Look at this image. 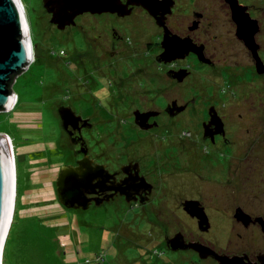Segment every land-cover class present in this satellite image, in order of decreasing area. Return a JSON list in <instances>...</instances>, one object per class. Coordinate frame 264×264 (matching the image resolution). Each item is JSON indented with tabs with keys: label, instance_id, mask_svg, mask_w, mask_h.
Returning <instances> with one entry per match:
<instances>
[{
	"label": "rangeland",
	"instance_id": "374dc122",
	"mask_svg": "<svg viewBox=\"0 0 264 264\" xmlns=\"http://www.w3.org/2000/svg\"><path fill=\"white\" fill-rule=\"evenodd\" d=\"M20 2L32 40L33 57L14 83V91L19 97L18 105L0 111V135L11 138L13 146L10 148L15 147L17 162L14 219L6 238L3 264H30L28 249H24L30 239L27 241L24 238L33 235L30 228L37 222L53 229L55 238L51 241V247L43 245V250L51 249L50 258H36L31 264H136L135 260H128L138 249L132 247L137 246L140 238L141 243L148 245L146 237L151 230L148 215L141 207L116 200L101 206L92 205L87 210L70 209L58 199L56 181L64 164L61 161L70 155V149L64 147L58 157L52 158L48 155V158L45 157L43 152L45 141L56 139L60 129L56 109L58 102L71 103L80 114L92 118L96 124L94 135H107L102 143L107 150H115L109 154L111 165H114L116 155L122 153L119 149L123 136L139 135L132 124L134 110L131 105L135 108L145 103L162 107L166 104V97H177L181 101L183 97H189L193 102L175 120V124L170 125L171 118L168 116L159 118L161 124L166 125L157 131V142H162L167 148V141L171 142L175 135H180V140L195 141L200 152L228 151L236 146L231 133L229 144L225 143L222 149L212 150L208 144L198 140L202 130L200 124L208 116L207 106L226 103L229 97L234 99L236 91L240 94L237 103L246 104L245 108L249 106L252 109L245 117L252 130L249 135L264 136V75H258V70L253 68L246 50L236 37L235 29L223 13L217 15L212 33L219 35L215 42L217 48L228 50L233 54L231 59L236 60L235 79L229 80L228 76L218 84L221 74H205L207 70L194 68L191 73V76L195 75L194 78L190 76L183 84L174 87L164 76L168 66L159 65L154 59L157 48L151 46L160 34L149 16L134 14L117 18L109 13H89L76 19L77 26L61 31L51 24V16L45 11L43 0ZM257 4L253 15L262 20L257 41L262 44L264 54V0H257ZM181 13V17L186 16L185 11ZM110 26L124 37L125 47L122 46L116 65L110 62L107 65L106 59L97 64L87 55L80 54L96 46V51L102 55L98 42L102 38L107 40V36L113 37ZM190 61L195 66L194 59ZM224 74L227 76L228 72ZM118 78L121 86L126 82V92L132 83L138 86V91L131 90L125 94L117 85ZM159 82L161 88L168 90L165 94L158 93L160 90L155 85ZM120 90L124 95L118 92ZM237 110L242 112L241 108ZM65 143L68 144L66 140ZM148 144L150 142L134 148L133 155L141 153L143 146ZM151 148H155L154 143L149 145ZM212 173L215 171L203 175ZM170 183V186L167 184L168 188L174 196L177 195L175 197L202 193L206 187L202 180L194 181L191 173L179 174L175 179H170Z\"/></svg>",
	"mask_w": 264,
	"mask_h": 264
},
{
	"label": "flooded vegetation",
	"instance_id": "af4514ba",
	"mask_svg": "<svg viewBox=\"0 0 264 264\" xmlns=\"http://www.w3.org/2000/svg\"><path fill=\"white\" fill-rule=\"evenodd\" d=\"M122 1L126 3L128 0ZM155 1V16L140 5H129L127 10L129 11L130 8L131 11L126 15H120L117 12L103 13L113 14L117 18H126L134 14L149 16L160 34L158 40L151 46L157 48L154 59L159 65L168 66L164 76L174 87L177 84H183L188 78H194L195 75L191 76L194 68L207 70L205 74L212 72L221 74L218 84L220 81L224 82V78L228 76L229 80L235 79L236 60L231 59L233 54L228 50L217 48L218 44L215 42L219 35L212 33L216 26L217 15L220 13L226 16V20L235 29L238 41L246 50L253 68L257 69L252 50L237 35L238 25L233 19L232 6L228 0H166L162 4L163 0ZM233 2L239 11L248 13L250 18L257 22L260 30L262 20L259 16L253 15L258 5L257 0H233ZM170 4H172L171 7ZM43 7L47 14L52 16L44 3ZM183 11H185V17L179 15ZM89 13L99 14L85 12L78 15L76 19ZM51 24L58 28L56 24ZM77 25V23L68 25L61 31ZM109 28L113 32L111 33L113 37L107 36V40L102 38L98 42L102 47V55L98 54L96 46L80 54L87 55L95 63L106 59L107 65L109 62L112 63L111 65H116L121 57L124 37L115 27L110 26ZM167 31L182 39H189L192 45L196 44L197 51H192L186 57L177 58L171 62L159 61V56L164 52L163 44L167 43V39L164 38ZM258 34H256V43L259 44L258 53L264 68L263 47L257 41ZM197 52L204 55L205 62L200 61V54ZM172 54L174 52L169 51L166 57L169 58L173 56ZM108 55L110 57L107 58ZM191 58L194 59L195 66L190 61ZM24 71L16 74L12 79L10 88L13 92V99L9 109L18 105L19 97L14 91V83ZM224 72H228V75L225 76ZM184 73L185 77L180 81L178 78ZM257 74L264 75V71ZM116 82L120 88V78ZM125 85L126 82H123L122 91ZM155 86L160 90L159 94H165L168 91L160 87L162 86L160 82ZM137 87L132 83L127 91H138ZM239 97L240 94L235 91L234 99L229 97L226 103L219 102L216 105L212 103L207 106L208 116L200 124L202 130L198 139L208 144L212 150L222 149L221 146L225 143L229 144L228 138L231 133L232 136L234 135L236 144L233 150L200 152L195 141L191 143L193 140L190 142H187L188 139L180 140V135H175L171 142L167 141V148L162 142H157L159 141L157 131L166 125L161 124L159 118L168 116L171 118L170 125L175 124V120L181 117V114L187 111L193 102L189 97H183V101L177 97L170 99L166 97V104L162 107L145 103L139 107L134 105L135 108L131 105L134 111H156L158 113L144 123L149 126L148 128H142L135 121L133 111L132 124L139 131V135L123 136L124 140L119 149L122 153L116 155L114 165L109 162V154L115 150L111 148L107 150L106 145L102 143L107 135H94L93 130L96 124L92 118L80 114L71 103L66 101L58 102L56 109L60 119V129L56 133V139L45 141L43 152L47 158L48 156L58 157L64 147H68L70 155L61 161L63 165L76 166L79 160L87 156L93 165H105L111 173L120 171L116 176L118 181L127 176L124 171H121L126 165V171L131 176L139 173L147 180L148 183H145L139 178L137 200L129 202L125 196L118 194L110 201H104L101 204L120 200L130 206L141 207L148 215L151 226L150 235L146 237L148 245L141 243L140 238L137 246L132 247H138L135 253L137 255L131 254L128 260L133 259L136 264H264V136L263 134L249 135L252 130L245 117L252 109L249 106L245 108L246 104L237 103ZM174 101L177 105L175 109H172L170 106ZM63 106L71 107L76 115L82 116V119L75 117L68 119V123L64 124L59 113V108ZM179 107L183 109L179 111ZM237 108H241L242 112ZM168 128H170L169 125ZM149 142L154 143L155 148L149 149L150 144H148L143 146L141 153L133 155L134 148ZM160 144H162L161 148H159ZM238 144L240 146L237 147ZM202 171L206 174L213 171L215 173L204 176L205 173ZM188 173H191L194 181L202 180V184L206 186L205 189L202 188L203 191L201 189L202 193L175 197L177 195L174 196L168 188L171 184L170 179H175L179 174ZM165 190L168 192L163 193ZM92 205H96L95 202ZM176 236H180L181 239L172 241ZM177 244L183 245L184 248L176 249L174 246ZM132 255L135 256L132 257Z\"/></svg>",
	"mask_w": 264,
	"mask_h": 264
},
{
	"label": "water",
	"instance_id": "95a60500",
	"mask_svg": "<svg viewBox=\"0 0 264 264\" xmlns=\"http://www.w3.org/2000/svg\"><path fill=\"white\" fill-rule=\"evenodd\" d=\"M165 1L163 0L161 4ZM228 1L232 6L233 19L238 25L237 35L252 50L257 62V69L259 72H263V62L258 53L259 45L256 43L258 24L250 18L248 13L239 11L233 0ZM43 3L48 12L52 14L50 22L56 24L60 30L65 29L68 25H74L76 17L85 12L99 14L117 12L120 15H126L131 11L130 8L129 11L127 10L129 5H140L144 6L153 16L156 13L155 0H128L126 3H123L122 0H43ZM171 6L172 4H170ZM27 27L24 8L20 0H0V111H6L11 107L13 92L10 86L12 79L16 74L24 71L30 62V54L33 49L29 46L31 39L27 33ZM167 32L164 37L167 39V43L163 44L164 52L159 56V61L171 62L174 59L186 57L192 51H197L196 44L192 45L189 39H182L170 31ZM169 51L174 54L168 58L166 56ZM198 54H200V61L205 62L204 55ZM183 71L186 72V70ZM184 77L185 73L178 79L181 81ZM176 105L177 102L174 101L170 107L175 109ZM182 109L183 107L178 108L179 111ZM59 113L64 124L68 123V119L75 117L82 119V116L76 115L71 107H60ZM157 113L156 111L135 110V121L142 128H148L149 126L144 123ZM13 159L8 139L2 134L0 135V259L4 253L6 238L12 223L10 221L8 224L13 199ZM126 166H123L121 171H124L127 176L118 181L116 176L120 171L111 173L105 165H93L87 156L79 160L76 166L63 165L56 181V191L60 203L70 209L87 210L93 202L100 206L104 201H110L118 194L125 196L129 202L137 200L139 178L145 183L148 182L139 173L131 176L126 171ZM180 239V236H176L172 241ZM174 247L176 249L184 248L179 244Z\"/></svg>",
	"mask_w": 264,
	"mask_h": 264
},
{
	"label": "trees",
	"instance_id": "16d2710c",
	"mask_svg": "<svg viewBox=\"0 0 264 264\" xmlns=\"http://www.w3.org/2000/svg\"><path fill=\"white\" fill-rule=\"evenodd\" d=\"M121 95L123 94L120 91H118ZM125 94H127L128 92H126V90L124 89L123 91ZM124 95V94H123ZM30 231H32L33 235H30L24 239H26L29 242H26V246H25V241H23L24 244V249H28L29 254L32 255V258H30L29 256V260H30V264L32 262H34V260L37 258L39 260H42L44 257L46 259L50 258V254H51V249L50 250H43V245L48 244L51 247V241L53 240V238H55V232L53 229H49L48 227H44L42 226L39 222H37L36 224L32 225V227L30 228ZM30 237V238H29ZM45 249V247H44ZM20 251V250H19ZM37 256V257H36ZM34 258V259H33Z\"/></svg>",
	"mask_w": 264,
	"mask_h": 264
},
{
	"label": "bare ground",
	"instance_id": "6f19581e",
	"mask_svg": "<svg viewBox=\"0 0 264 264\" xmlns=\"http://www.w3.org/2000/svg\"><path fill=\"white\" fill-rule=\"evenodd\" d=\"M27 33L28 32V27H27ZM29 46L32 47V45L30 44L29 42ZM30 47V48H31ZM30 57H33V51H31V54H30ZM11 147V146H10ZM13 152H12V156H13ZM13 159V158H12ZM12 167H13V199H12V208H11V214H10V218H9V221H8V224L10 221H13V210H14V207H15V198H16V191H15V179H16V168H15V164H14V159L12 160ZM12 215V216H11ZM12 217V219H11ZM7 224V225H8ZM4 254V253H3ZM0 263L3 264V256H1V259H0Z\"/></svg>",
	"mask_w": 264,
	"mask_h": 264
},
{
	"label": "clouds",
	"instance_id": "9594fccd",
	"mask_svg": "<svg viewBox=\"0 0 264 264\" xmlns=\"http://www.w3.org/2000/svg\"><path fill=\"white\" fill-rule=\"evenodd\" d=\"M29 36H30V32H29ZM30 39H31V37H30ZM32 41V40H31ZM33 49V48H32ZM12 109V108H11ZM10 110V109H9ZM7 139H8V142H9V144H10V146L12 147L13 145V142L11 141V138L10 137H6ZM14 151H15V147H13L12 148V152H13V158H14V164H15V168L17 167V162H16V158H15V153H14Z\"/></svg>",
	"mask_w": 264,
	"mask_h": 264
}]
</instances>
